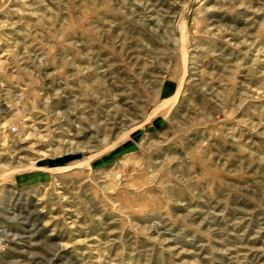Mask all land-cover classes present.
I'll use <instances>...</instances> for the list:
<instances>
[{
  "label": "rangeland",
  "instance_id": "obj_1",
  "mask_svg": "<svg viewBox=\"0 0 264 264\" xmlns=\"http://www.w3.org/2000/svg\"><path fill=\"white\" fill-rule=\"evenodd\" d=\"M0 264H264V0H0Z\"/></svg>",
  "mask_w": 264,
  "mask_h": 264
},
{
  "label": "bare ground",
  "instance_id": "obj_2",
  "mask_svg": "<svg viewBox=\"0 0 264 264\" xmlns=\"http://www.w3.org/2000/svg\"><path fill=\"white\" fill-rule=\"evenodd\" d=\"M7 230L4 227H0V242H3L5 240V237L7 236Z\"/></svg>",
  "mask_w": 264,
  "mask_h": 264
}]
</instances>
